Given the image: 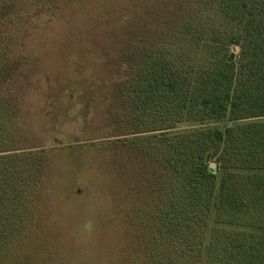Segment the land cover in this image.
<instances>
[{"label":"rangeland","instance_id":"rangeland-1","mask_svg":"<svg viewBox=\"0 0 264 264\" xmlns=\"http://www.w3.org/2000/svg\"><path fill=\"white\" fill-rule=\"evenodd\" d=\"M220 1L181 0L169 18L142 21L149 0H0L2 74L14 73L16 120L36 148L24 165L37 170L25 223L15 217L0 234V264H205V252L174 259L185 240L163 231L159 217L174 175L159 163L166 146L150 139L161 133L150 131L165 128L170 138L244 122L160 120L156 103L135 120L131 81L156 56L186 70L209 62L189 24L229 40L263 15L264 0H237L240 25L226 22ZM240 47L228 43L224 53L238 61ZM216 226L212 211L199 236L205 246Z\"/></svg>","mask_w":264,"mask_h":264},{"label":"trees","instance_id":"trees-1","mask_svg":"<svg viewBox=\"0 0 264 264\" xmlns=\"http://www.w3.org/2000/svg\"><path fill=\"white\" fill-rule=\"evenodd\" d=\"M180 2L149 0L152 10H139L142 13L136 17L169 18ZM218 7L222 20L241 23L237 0H221ZM188 26L189 39L202 45L209 62L190 64L186 70L178 60L175 64L156 56L151 66L137 67L131 81L134 119L156 103L153 113L160 120L170 116L175 121L244 123L170 138L164 135L165 128L150 131L161 133L150 139L166 146L159 163L174 175L175 195L159 214L167 221L163 231L185 240L176 261L185 256L195 260L205 252V264H264V10L258 22L249 21L244 33L235 32L229 40L219 30ZM228 43L241 45L238 61L234 54L224 53ZM2 58L7 62L4 51H0V234L15 217L25 223L26 189L37 171L24 165L36 158V148L26 145V133L16 120L11 96L14 73L2 74L6 64ZM212 211L217 226L205 246L199 236L204 235Z\"/></svg>","mask_w":264,"mask_h":264}]
</instances>
